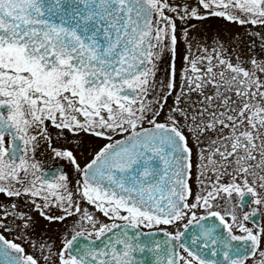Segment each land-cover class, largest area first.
<instances>
[{
	"label": "snow or ice",
	"instance_id": "obj_1",
	"mask_svg": "<svg viewBox=\"0 0 264 264\" xmlns=\"http://www.w3.org/2000/svg\"><path fill=\"white\" fill-rule=\"evenodd\" d=\"M0 197V264H264V0H0Z\"/></svg>",
	"mask_w": 264,
	"mask_h": 264
},
{
	"label": "flooded vegetation",
	"instance_id": "obj_2",
	"mask_svg": "<svg viewBox=\"0 0 264 264\" xmlns=\"http://www.w3.org/2000/svg\"><path fill=\"white\" fill-rule=\"evenodd\" d=\"M174 2H179L180 4H183L185 2L195 6L197 3V0H174ZM201 14H203V10L201 9ZM176 25H177V36H178V45H177V58H176V71H177V76H176V80H177V90H179L178 86H179V73L181 68L184 66V61H183V57L186 53V45L184 43L183 40V28H188L189 29V35L190 36H198L200 39H204L205 37H207V43L211 44L212 40L211 38L213 36H215L217 33L221 34V36H225L228 32H233V33H244L245 32V27H242L240 25L231 23V22H227L225 20H223L222 18L219 17H213V16H206L204 19L202 20H198V19H190L187 21V23H182L179 19L176 20ZM191 25H195V29L193 30L190 26ZM251 27V26H248ZM257 31H260L259 28L256 29ZM193 52L196 51L195 48V42H193ZM170 64H171V54L167 53L164 54L162 56V59L159 61L158 63V72H157V79H163L165 78V76L168 74V72L170 71ZM162 74V75H161ZM172 97H169L168 99V104L171 105L172 104ZM165 114L167 113V108L164 112ZM163 117H161L162 119ZM55 144V141L53 142ZM38 159L41 160V162L44 165V168L46 171H52L54 169L57 168H63L65 169L70 178H72L74 180V170L72 168V166L66 161L63 160L62 158H56L50 151L45 150L43 152V155H38L37 157ZM191 184L193 187V192L196 191V181H195V170L193 173V178L191 180ZM0 199H3V197H0ZM87 206V205H84ZM89 207V210L91 211L92 208L91 206H87ZM53 211H57L55 208L53 209ZM36 218H37V228L38 229H50L51 232H55L56 230H58L60 227H62V225L59 222H52L49 223L45 220H43L42 218L39 217L38 213L35 214ZM97 215H100L99 213H97ZM70 222V221H69Z\"/></svg>",
	"mask_w": 264,
	"mask_h": 264
},
{
	"label": "rangeland",
	"instance_id": "obj_3",
	"mask_svg": "<svg viewBox=\"0 0 264 264\" xmlns=\"http://www.w3.org/2000/svg\"><path fill=\"white\" fill-rule=\"evenodd\" d=\"M162 75V74H161ZM166 108L164 109V112H165Z\"/></svg>",
	"mask_w": 264,
	"mask_h": 264
}]
</instances>
